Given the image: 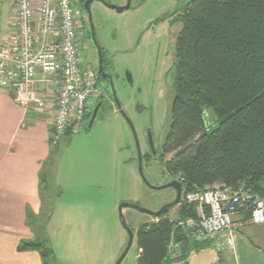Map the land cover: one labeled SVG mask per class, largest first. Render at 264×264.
Wrapping results in <instances>:
<instances>
[{
	"label": "rangeland",
	"instance_id": "obj_1",
	"mask_svg": "<svg viewBox=\"0 0 264 264\" xmlns=\"http://www.w3.org/2000/svg\"><path fill=\"white\" fill-rule=\"evenodd\" d=\"M108 1L119 7L127 2ZM141 1L144 0H132V9L122 14L96 6L102 20L101 38L113 58L116 73L125 81L127 71L133 76V86L124 85L121 79L116 81L115 90L136 130L144 157L152 153L150 132L156 150L162 154L171 131L175 92L167 75L169 73L171 78L173 74L177 33L174 35V29L163 25L155 29L160 36L156 38L152 26L154 20L175 4L147 0L140 5ZM82 57L85 66L93 65L91 52L82 53ZM96 89L90 98L89 112L102 94L100 86ZM48 117L52 119V115ZM208 122H215L210 110ZM172 156L166 157V161ZM143 166L151 185L161 187L173 181L163 161L144 159ZM41 181L43 207L39 216L34 218L29 214V223L48 250L45 253L47 264H116L129 240L121 224L120 206L139 204L146 210L158 212L176 199L174 189L154 191L143 182L133 130L110 104L99 111L91 129L86 127L77 134L65 136L60 145L52 149ZM177 212L175 207L168 215L174 219ZM124 213L135 234L141 225L156 222L154 217L136 210L126 209ZM139 254L135 235L121 264H138ZM217 257L215 247L208 246L193 252L184 261L178 262L175 258L170 264H216Z\"/></svg>",
	"mask_w": 264,
	"mask_h": 264
},
{
	"label": "trees",
	"instance_id": "obj_2",
	"mask_svg": "<svg viewBox=\"0 0 264 264\" xmlns=\"http://www.w3.org/2000/svg\"><path fill=\"white\" fill-rule=\"evenodd\" d=\"M181 21L163 155H173L165 166L182 183L183 200L176 218L170 211L138 228V264H170L172 241L180 245L178 262L213 246L194 241L181 225L197 217L186 194L222 185L264 199V0H193ZM27 250L39 251L45 261L44 242L22 243L19 251Z\"/></svg>",
	"mask_w": 264,
	"mask_h": 264
},
{
	"label": "built area",
	"instance_id": "obj_3",
	"mask_svg": "<svg viewBox=\"0 0 264 264\" xmlns=\"http://www.w3.org/2000/svg\"><path fill=\"white\" fill-rule=\"evenodd\" d=\"M81 25L71 0H16L14 31L0 46V87L13 90L18 106L52 115L51 149L86 128L97 92V73L82 57ZM184 201L196 206L197 217L181 225L194 241L213 242L218 253L235 250L237 229L264 225V199L243 189L218 185L188 193ZM169 255L178 258L180 245L172 241Z\"/></svg>",
	"mask_w": 264,
	"mask_h": 264
},
{
	"label": "crops",
	"instance_id": "obj_4",
	"mask_svg": "<svg viewBox=\"0 0 264 264\" xmlns=\"http://www.w3.org/2000/svg\"><path fill=\"white\" fill-rule=\"evenodd\" d=\"M15 14L16 0H0V46L14 31ZM48 116L18 106L13 90L0 87V264H45L39 251L19 247L41 239L29 214L35 218L43 207L41 175L52 152ZM234 238L235 250L217 252L216 264H264V225L237 229Z\"/></svg>",
	"mask_w": 264,
	"mask_h": 264
},
{
	"label": "flooded vegetation",
	"instance_id": "obj_5",
	"mask_svg": "<svg viewBox=\"0 0 264 264\" xmlns=\"http://www.w3.org/2000/svg\"><path fill=\"white\" fill-rule=\"evenodd\" d=\"M145 1L147 0L141 1L140 5H143ZM71 2H72V5L79 10L80 15H81L82 25H81V30L79 32V35H80V43L82 46L81 48L83 51L82 53L91 52L92 57H93V62H94L91 67L96 71L97 76H98L97 86L101 87L102 94L98 96L97 99L95 100L93 104V111L98 105H101L99 111L107 104H110L112 107L116 108L113 102L112 84L115 88L116 81H120L122 77L118 75V73H116L113 58L109 54L106 45L102 41V38H101V33H103L102 32V29H103L102 22H101L102 20L100 17V12L98 10L99 8L96 5H100L104 8L113 10L115 12L117 11L108 7L107 4L113 5L108 0H71ZM128 2L129 0H127L126 5L128 4ZM189 2H191V0ZM189 2L188 0L187 1L165 0L166 4H169V5L175 4V7L152 22V26L154 25L153 33L156 38H159L160 36L155 32V29H158L162 27L163 25H168L170 29H174V32H173L174 35L177 33V37L175 40V45H176L175 46V63L177 60L178 42L181 37L180 34L183 30V23L181 21V18L184 15L185 8L188 6ZM132 6H131V9H132ZM152 26L149 27V29L150 28L152 29ZM176 29L177 30L179 29L180 31L177 32ZM158 44L161 45V43L159 42ZM99 48L101 50V57L99 53ZM167 79L168 80L172 79V77L170 78L169 73L167 75ZM122 80L124 82V85L128 84L127 81H125V79H122ZM154 145H155V142H154ZM155 152H156L155 155L153 153H148L146 156L144 157L142 156L143 161L145 159L148 162H151V161H155L158 163H160L161 161H163L164 163L167 162L166 157H168V155L164 156L163 155L164 152L160 154L159 151L156 150V147H155ZM173 180H178V179L173 178Z\"/></svg>",
	"mask_w": 264,
	"mask_h": 264
},
{
	"label": "water",
	"instance_id": "obj_6",
	"mask_svg": "<svg viewBox=\"0 0 264 264\" xmlns=\"http://www.w3.org/2000/svg\"><path fill=\"white\" fill-rule=\"evenodd\" d=\"M191 1H193V0H191ZM107 5L109 8L116 10L118 13H124L125 11H128L131 9L132 0H129L128 4L126 6H123V7L110 5V4H107ZM99 53H100V57H101L100 48H99ZM126 81L129 85L133 86V76L131 75V73L129 71L126 72ZM112 88H113L114 105L117 108V110L122 114V116L126 119V121L129 123V125L131 126V128L133 130L135 138H136V142H137V146H138V150H139V173H140L141 178L143 179V182L146 184V186L148 188H150L154 191H162V190H166V189H174L176 191L175 201L169 205H166L164 208H162L158 212H151L149 210H146V209L142 208L139 204L123 203L120 206L119 210H120L121 224H122V227L124 228V230L127 232L128 237H129L128 245H127L124 253L120 257V259L116 263V264H121L123 262V260L126 258L127 254L129 253V251H130V249L134 243L135 235H136L134 230L129 226V224L127 222V219H126V216L124 213L125 210L126 209L136 210L140 213L150 215V216L154 217L155 219H160V218L164 217L166 214H168L171 211V209L177 207L181 203L182 198H183V185L179 180H173L172 182L168 183L167 185L161 186V187H155L148 182V180L146 179L145 174H144L143 158H142V153L140 150L136 130H135L132 122L127 117L125 111L123 110L122 105H121V103L117 97V93H116V90H115L113 84H112ZM100 106L101 105H98L93 111V114H92V117H91V120H90L89 126H88L89 129H91L94 125V122H95V120L98 116V113H99ZM148 140H149V144H150L152 153L155 155L156 154L155 145H154L153 135L151 132L149 133V139Z\"/></svg>",
	"mask_w": 264,
	"mask_h": 264
}]
</instances>
